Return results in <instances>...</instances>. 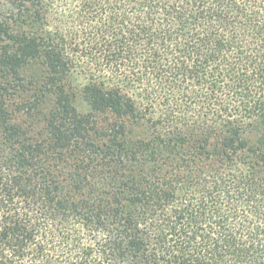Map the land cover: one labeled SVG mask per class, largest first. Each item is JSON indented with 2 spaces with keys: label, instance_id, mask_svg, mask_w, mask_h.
<instances>
[{
  "label": "trees",
  "instance_id": "1",
  "mask_svg": "<svg viewBox=\"0 0 264 264\" xmlns=\"http://www.w3.org/2000/svg\"><path fill=\"white\" fill-rule=\"evenodd\" d=\"M0 264H264V0L0 3Z\"/></svg>",
  "mask_w": 264,
  "mask_h": 264
},
{
  "label": "rangeland",
  "instance_id": "2",
  "mask_svg": "<svg viewBox=\"0 0 264 264\" xmlns=\"http://www.w3.org/2000/svg\"><path fill=\"white\" fill-rule=\"evenodd\" d=\"M7 2V1H9V0H0V3H4V2Z\"/></svg>",
  "mask_w": 264,
  "mask_h": 264
}]
</instances>
